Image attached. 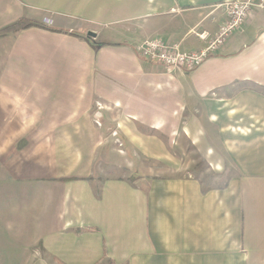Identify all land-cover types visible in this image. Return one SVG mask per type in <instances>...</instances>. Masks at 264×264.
<instances>
[{
  "label": "crops",
  "instance_id": "obj_1",
  "mask_svg": "<svg viewBox=\"0 0 264 264\" xmlns=\"http://www.w3.org/2000/svg\"><path fill=\"white\" fill-rule=\"evenodd\" d=\"M227 1L0 0V130L24 142L5 149L4 170L23 194L49 196L59 222L40 241L58 264H204L205 252L241 246L243 264H264V8L192 72L135 51L149 39L201 50L194 32L215 34ZM204 118L218 148L201 151L237 173L227 186L110 174V161L123 170L119 156L163 145V133L199 147Z\"/></svg>",
  "mask_w": 264,
  "mask_h": 264
},
{
  "label": "rangeland",
  "instance_id": "obj_2",
  "mask_svg": "<svg viewBox=\"0 0 264 264\" xmlns=\"http://www.w3.org/2000/svg\"><path fill=\"white\" fill-rule=\"evenodd\" d=\"M24 84L25 81L22 82L20 88ZM27 85L25 84V86ZM202 120L204 128L201 130L199 136V147L193 145L190 140L184 139V137L181 139V134L176 139H173V143L169 145L168 137L163 133L160 134L162 136L160 139L164 142L163 145L159 144L160 142L156 143L154 141L152 145L137 146V149L131 151L129 155L125 154L126 160L124 157L119 156L118 163L124 166L123 170H119L117 167L114 168V161H110L107 167L110 174L116 173L113 176L114 178L120 176L128 181L131 179L140 181L144 179L142 183H138L140 186L144 182H147L149 175L163 177L173 175L178 178H192L209 189L227 186L237 177V173L228 160L214 162L213 159H209L201 151L203 149L206 152L208 147H212L213 149L218 148V140H214L212 137V133L217 128H212L211 125L207 124V119L204 118ZM5 131L0 130V264H58L59 262L54 260L50 252L51 250L49 248L45 250L44 242L40 241L44 233H50L54 227H57V223L59 222L57 212L56 210H48V205L45 202L49 196L46 195L45 191L40 194L34 192L30 196L23 194L20 189V183H18L19 179L6 176L3 159L5 158L3 157L5 149L8 150L9 155L13 152L15 154L20 149L19 145L15 144L16 141H13L16 138L14 134L15 130H7V134H4ZM115 147L119 150H125L124 146L121 148L122 145ZM162 154H167L166 160L153 159V156L159 157ZM167 158L169 159L167 160ZM101 168V166L98 167L100 170ZM20 200L22 206L26 205L27 202L35 206L22 207ZM256 200H260L259 196H257ZM18 204H20L19 207H16L15 205ZM241 211L243 212L244 209ZM47 229L50 230L47 231ZM126 234L129 235L127 230ZM97 245V243L92 244L94 249ZM237 250L239 252L236 257L230 256L227 253L225 255H218L212 252H205L203 257L204 264L248 263V256H250L249 249L241 246L240 250L239 248ZM123 251H126V249H123ZM188 255V257L191 256L190 259L196 262L197 257L200 259V254L192 255V253H189ZM95 256L96 254L93 255V258L97 260L99 257ZM183 257L180 256L179 258L182 260ZM97 264L114 263L108 261L106 256H104L102 261Z\"/></svg>",
  "mask_w": 264,
  "mask_h": 264
},
{
  "label": "built area",
  "instance_id": "obj_3",
  "mask_svg": "<svg viewBox=\"0 0 264 264\" xmlns=\"http://www.w3.org/2000/svg\"><path fill=\"white\" fill-rule=\"evenodd\" d=\"M224 9V21L218 31L194 32L204 47L195 52H185L180 44H169L161 39L145 40L136 46L137 55L151 63L159 64L168 70L194 71L216 54L252 18L256 9L264 8V0H230L219 6ZM46 25H52L50 19Z\"/></svg>",
  "mask_w": 264,
  "mask_h": 264
},
{
  "label": "trees",
  "instance_id": "obj_4",
  "mask_svg": "<svg viewBox=\"0 0 264 264\" xmlns=\"http://www.w3.org/2000/svg\"><path fill=\"white\" fill-rule=\"evenodd\" d=\"M32 27H37V28H44V29H46V27L44 26V25H41V24H33V23H29V24H27V25H25L22 29H29V28H32ZM87 40H90V38H86ZM23 143L24 142H21L20 144H19V149H22V146H23ZM74 180H76L75 178H70V179H62L61 181H63V182H68V181H74Z\"/></svg>",
  "mask_w": 264,
  "mask_h": 264
},
{
  "label": "water",
  "instance_id": "obj_5",
  "mask_svg": "<svg viewBox=\"0 0 264 264\" xmlns=\"http://www.w3.org/2000/svg\"><path fill=\"white\" fill-rule=\"evenodd\" d=\"M89 37H96V35L95 34H93V33H89Z\"/></svg>",
  "mask_w": 264,
  "mask_h": 264
}]
</instances>
